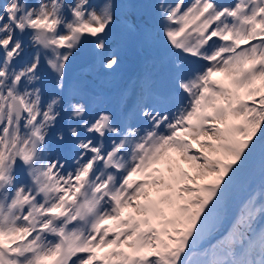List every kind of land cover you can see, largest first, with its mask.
<instances>
[{"label":"snow or ice","instance_id":"6c2138e0","mask_svg":"<svg viewBox=\"0 0 264 264\" xmlns=\"http://www.w3.org/2000/svg\"><path fill=\"white\" fill-rule=\"evenodd\" d=\"M0 264H264V0H0Z\"/></svg>","mask_w":264,"mask_h":264}]
</instances>
